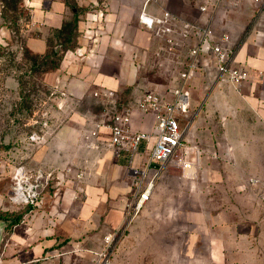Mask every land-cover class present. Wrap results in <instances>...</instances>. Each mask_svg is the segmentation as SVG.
Returning a JSON list of instances; mask_svg holds the SVG:
<instances>
[{
  "label": "crops",
  "instance_id": "1",
  "mask_svg": "<svg viewBox=\"0 0 264 264\" xmlns=\"http://www.w3.org/2000/svg\"><path fill=\"white\" fill-rule=\"evenodd\" d=\"M145 1L21 0L24 17L19 20V30L22 38L14 43L11 39V42L7 41L2 15L4 5L0 0V51L4 48L2 42L6 41L7 49L20 45L23 50L43 56L51 44L60 47L55 32L76 16L75 48L88 53L79 59L74 55L75 48L64 52L59 82L51 89L59 87L67 92L69 99L61 100L62 105L58 108L66 106L70 113L60 122L59 131L48 144L35 145L34 151L31 154L26 152L18 163L27 169L49 171L76 162L79 140L76 134L70 133L73 123L68 118L75 119L78 99L96 91L104 101L112 102L114 106L121 104V111H130L132 131L151 130L153 117L139 110V102L153 90L172 98L169 89L175 85L188 55L186 49H181L177 55L167 53L163 49V40L140 25L138 15ZM206 1L151 0L146 10L161 14L168 9L201 24L213 17L217 36L230 34L236 49L232 65L247 70V79L237 86L220 78L208 53L200 54L197 72L204 79L211 72L208 75L214 79L212 104L225 98L227 107L221 106L231 115L225 121L226 126L241 127L244 133L227 132L214 135L211 140L209 136L199 137L197 133V140L203 146H207L206 142L215 143L212 145L214 157L204 155L197 163L196 155L187 152L190 164L184 171L171 161L162 169L149 201L166 206L173 182L179 183L180 192L194 198L191 206L195 207L186 211L178 208V218L189 224L179 252L199 253L201 243L209 239L211 248L208 251L215 263L224 262L227 254H234L238 263L242 255L261 252L256 243L264 234V2L241 0L236 8L223 6L215 13L201 12L199 7ZM99 10L105 12L106 21L97 25L103 29V34L96 38L93 37L96 26L91 17ZM195 43L192 38L190 44ZM16 74L11 68L0 69V93L12 97L19 94L21 85ZM190 79L191 75L187 81L191 93ZM125 93L129 94L126 102L119 101ZM190 105L191 123L186 140L194 143L188 136L195 123L197 126L200 122L203 124L204 117L198 120L192 114V96ZM91 119L84 115V121ZM94 138L89 139L88 144H104L101 146L104 149L87 152V169L80 170L79 183L72 185L71 178L61 172V182L56 187L53 183L55 188L50 195L45 194L41 208L13 205L9 201L11 190L0 194V222L4 223L0 264H90L94 257L92 251L102 247L104 235L123 226L127 204L132 199L131 167L145 163L154 139L142 143L130 163L125 149L109 143L108 129H101ZM64 142L69 144L68 152L61 149L60 144ZM12 163L11 174L16 164ZM20 208L23 211H19ZM18 214H22L21 220L7 227V223ZM125 234L117 243L115 252L122 246ZM239 264L250 263L246 260Z\"/></svg>",
  "mask_w": 264,
  "mask_h": 264
},
{
  "label": "rangeland",
  "instance_id": "2",
  "mask_svg": "<svg viewBox=\"0 0 264 264\" xmlns=\"http://www.w3.org/2000/svg\"><path fill=\"white\" fill-rule=\"evenodd\" d=\"M18 12L20 15L17 21H13L11 18H4V28L9 38L7 39L8 42L13 40L15 43L16 40L22 38L19 30V20L22 16L24 17V14L21 10ZM5 42H2L4 43V48L0 51V54H2L0 69L6 71V69L11 68L13 72H16L18 79L21 80L23 92L21 95L20 90L19 94L14 97L5 92L0 93V194L9 193L11 190L10 168L13 165L11 162L14 161L17 164L22 161L23 155L27 153L31 154L34 151L33 148L36 144H29L27 142V136L34 130L38 132L41 130L42 126L37 123L39 119H42L41 116L44 113H49L50 126L44 129L47 137L42 143L45 144L52 140V137L61 127L60 122L70 113L66 106L58 108L56 101L54 102L49 99L52 86L59 82L58 78L62 66V57L59 58V56L51 55L44 56V58L39 57L38 64H36L35 61L25 57L24 50L20 45H15L7 49ZM67 45L65 44V47ZM58 49H61V47ZM50 51L52 52L53 49ZM19 53L21 57H19ZM31 55L33 54L31 53ZM197 70L196 68L190 74V89L193 99L192 114L195 115V118L197 116L198 120L204 117V122L202 125L200 122L198 126L195 123L190 137L188 136L189 140L195 142L187 141L185 157H189L188 154L193 153L196 155L198 163L204 155L214 157L215 152L213 151L212 145L215 143L212 141L210 143L206 142L207 146H203L197 140V133L199 137L209 136L211 140V137L214 135H223L227 132L239 134L244 133V130L234 125L226 126L225 121L231 115L228 114L227 109L222 108L223 106L221 104L227 107V101L224 98L221 101L217 100L214 105L212 104L211 86L214 84V79L208 75L211 72H208V74L205 73L206 75L203 74L208 77L204 79L203 77H199ZM128 96L129 94L125 93L118 100L126 102L124 100ZM78 100L79 102L74 110L75 119L68 118L73 123V125H70V133L73 135L76 134L79 140L75 154L76 162L69 163L63 169H48L49 171H54V177L52 179L55 185L57 178L63 175L66 178L68 176L71 178L73 181H71L72 185L79 183L78 181L81 179L80 170L85 171L87 169V163H85L86 159H89L87 158V152L92 149H104L101 147L104 144H96L95 146L88 144L89 139H95L93 136L88 137L96 124L93 120H103L112 116L120 112L122 106L121 104L114 106L112 102L104 101L100 93L97 95L95 93L84 95ZM207 100L208 102L206 103ZM84 115L92 117L91 121L85 120V122ZM101 129L103 130V128ZM66 140L68 141L67 137ZM60 146L63 151L68 152V142L61 143ZM173 162L174 165L181 167L183 171L190 164L188 161L187 164L182 165L175 159ZM4 165H6L5 169H3ZM54 188V186H50L45 190V194L50 195ZM171 188L166 206L161 207L154 203L151 204L149 201L142 208L141 212L137 215V219L126 231L122 246L115 252L113 264H239L240 262L245 263L246 260L250 264H264V234L261 238L257 239L260 242L257 241L256 243L260 247L261 252L257 255H242L238 263H236V256L234 254H227L224 256L226 257L224 262L215 263L213 255L208 251L211 248L209 239H205L201 243L202 245L199 247L201 252L199 253L187 254L179 252L183 248V242L189 224L187 221L178 218V208L184 209L185 211L195 208L191 206L194 198L186 197L184 193L180 192V186L177 182H173ZM19 211H23V209L20 208ZM182 229H185V232Z\"/></svg>",
  "mask_w": 264,
  "mask_h": 264
},
{
  "label": "built area",
  "instance_id": "3",
  "mask_svg": "<svg viewBox=\"0 0 264 264\" xmlns=\"http://www.w3.org/2000/svg\"><path fill=\"white\" fill-rule=\"evenodd\" d=\"M149 1L151 0L145 1L138 15L140 25L163 40V49L167 53L177 55L181 49H186L188 61L179 71L175 85L169 89L172 98H167L162 92L153 90L147 92L139 102V110L153 117L151 130L132 131L130 111L125 110L103 120H96L94 129L88 135V137H96L100 134L101 128L108 129L109 143L120 149H125L129 153L130 163L139 152L140 145L147 144L154 139L145 163L141 166L131 167L132 199L127 204L125 223L119 229L104 235L102 247L92 251L94 257L90 264H113L117 243L126 232L127 226L150 200L162 169L174 159L182 165L188 163L185 152L186 137L191 123V93L187 81L191 71L198 66L200 54L211 55L219 77L222 79L238 86L248 77L247 70L232 65L236 49L232 44L231 36L229 33L217 36L213 27V17L201 24L185 19L168 9H164L161 14H152L146 10ZM251 1L258 4L264 2V0ZM240 2L241 0H207L199 9L201 12L215 13L223 6L236 8ZM91 20L96 26L93 28V37L97 38L103 34V29L98 28L97 25L106 21V14L99 10L93 13ZM89 29L91 30V28ZM192 38L196 40L193 45L190 44ZM73 51L79 59L88 55L79 47ZM98 93L96 91L95 95ZM49 99L59 103V107L62 105L59 100L67 101L69 95L65 90L53 87L50 90ZM41 118L37 121L42 126L41 130L39 132L34 130L27 136L29 144L38 145L46 140L47 135L44 129L50 126L49 113H44ZM5 167L6 165L3 166V169ZM53 177L54 171H46L42 168L27 169L23 164L17 163L11 174L9 201L18 207L41 208L45 201V190L53 185ZM59 182L61 179L58 177L56 184Z\"/></svg>",
  "mask_w": 264,
  "mask_h": 264
},
{
  "label": "trees",
  "instance_id": "4",
  "mask_svg": "<svg viewBox=\"0 0 264 264\" xmlns=\"http://www.w3.org/2000/svg\"><path fill=\"white\" fill-rule=\"evenodd\" d=\"M3 2L4 8L2 11V15L5 19H9L11 18V20L13 21H17V19H19V15L20 13L18 11L21 10L20 8V2L21 0H1ZM10 11V13H9ZM77 21H78V17H74L71 21H68L65 23L64 27L58 31L55 32V36H57L58 38V44H60L61 49H58L57 46L55 44H51L49 50L43 55V56H39V55H31V52L27 49L24 50V55L25 57H27L28 59L30 58L31 60L35 61L36 64H38V58L39 57H43L44 56H59L63 57L64 52L69 49V48H75L76 44H75V36H76V25H77ZM1 44V43H0ZM65 44H71V45H67L69 47H65ZM53 49V51L51 52L50 50ZM20 81V85H21V80ZM23 89L21 86V91L20 94L22 95ZM22 218V214H18L17 216H15L13 219H11L8 223H7V227H10L13 224L18 223ZM1 219V218H0Z\"/></svg>",
  "mask_w": 264,
  "mask_h": 264
},
{
  "label": "water",
  "instance_id": "5",
  "mask_svg": "<svg viewBox=\"0 0 264 264\" xmlns=\"http://www.w3.org/2000/svg\"><path fill=\"white\" fill-rule=\"evenodd\" d=\"M3 226H4V223L3 222H0V244H1V241H2Z\"/></svg>",
  "mask_w": 264,
  "mask_h": 264
}]
</instances>
